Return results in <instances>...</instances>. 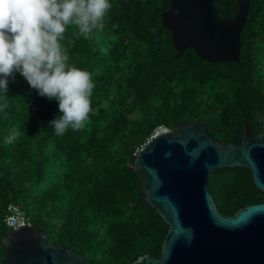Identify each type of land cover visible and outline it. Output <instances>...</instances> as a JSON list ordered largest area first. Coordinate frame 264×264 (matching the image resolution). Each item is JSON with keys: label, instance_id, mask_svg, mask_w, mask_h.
I'll return each instance as SVG.
<instances>
[{"label": "trees", "instance_id": "obj_1", "mask_svg": "<svg viewBox=\"0 0 264 264\" xmlns=\"http://www.w3.org/2000/svg\"><path fill=\"white\" fill-rule=\"evenodd\" d=\"M105 28L87 37L65 28L66 64L90 73L92 111L83 126L55 135L57 102L41 97L17 72L0 112V264L7 206L86 264H130L160 256L167 225L141 198L135 153L153 130L196 120L211 139L239 145L244 126L264 124V0H250L236 63H209L186 49L176 58L161 15L170 0H109ZM222 19L234 0H215ZM5 100L0 99V105ZM19 132L11 143L5 140ZM207 189L224 216L263 201L246 168L210 173Z\"/></svg>", "mask_w": 264, "mask_h": 264}, {"label": "water", "instance_id": "obj_2", "mask_svg": "<svg viewBox=\"0 0 264 264\" xmlns=\"http://www.w3.org/2000/svg\"><path fill=\"white\" fill-rule=\"evenodd\" d=\"M234 1L237 14L222 19L215 0H170L161 22L171 33L174 57L192 49L209 63H236L250 0ZM236 167L250 171L263 201L224 216L207 179L212 171ZM133 171L142 200L155 208L167 231L159 257L146 254L130 264H264V124L259 133L244 126L239 145H222L198 121H185L140 149ZM2 243L3 264H86L35 226L12 231Z\"/></svg>", "mask_w": 264, "mask_h": 264}, {"label": "clouds", "instance_id": "obj_3", "mask_svg": "<svg viewBox=\"0 0 264 264\" xmlns=\"http://www.w3.org/2000/svg\"><path fill=\"white\" fill-rule=\"evenodd\" d=\"M111 8L109 0H0V112L18 72L39 96L57 102L60 114L49 121L55 135L80 129L92 111L94 83L88 71L66 64L65 28L73 24L85 37L102 31ZM18 135L13 129L5 142Z\"/></svg>", "mask_w": 264, "mask_h": 264}, {"label": "built area", "instance_id": "obj_4", "mask_svg": "<svg viewBox=\"0 0 264 264\" xmlns=\"http://www.w3.org/2000/svg\"><path fill=\"white\" fill-rule=\"evenodd\" d=\"M170 132L172 131L165 126L156 127L147 139L146 143H144V145H142L140 149H142L149 141H151L156 136ZM140 149L134 154L135 156L140 151ZM3 221L5 226L12 231L18 230L19 228H22L24 226H31L25 213L19 208V206L14 204H9L7 206V213L4 216Z\"/></svg>", "mask_w": 264, "mask_h": 264}]
</instances>
